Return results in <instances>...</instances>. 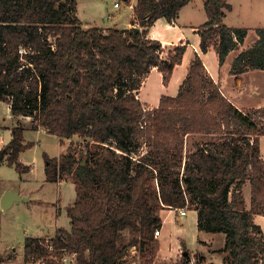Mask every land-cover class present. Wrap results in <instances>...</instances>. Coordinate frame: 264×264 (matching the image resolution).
<instances>
[{
	"label": "trees",
	"instance_id": "trees-1",
	"mask_svg": "<svg viewBox=\"0 0 264 264\" xmlns=\"http://www.w3.org/2000/svg\"><path fill=\"white\" fill-rule=\"evenodd\" d=\"M190 1L136 0L143 29L135 30L84 28L76 0H0V100L13 114L32 117L36 129L62 139L80 136L68 153L45 155L48 182L75 184L76 199L66 207L70 228H58L50 239L27 237L26 264H59L66 253L76 254V264H122L132 247L140 264H154L161 246L155 231L167 207L194 209L199 230L225 234L222 264H264V231L255 221L264 204V127L257 122L264 107L237 108L199 54L176 96L163 95L158 107L147 109L137 95L154 67L167 84L187 48L179 44L164 58L162 42L148 37L147 28L159 18L173 22ZM225 9L228 0H206L200 27L201 50L215 43L221 63L248 33L225 23ZM256 32L253 46L233 62L236 73L264 69V27ZM24 131L13 128L0 149V162L20 173L31 169L20 159L33 145ZM219 133L184 154V134ZM143 145L150 157L138 160ZM192 260L206 264L185 246L174 264Z\"/></svg>",
	"mask_w": 264,
	"mask_h": 264
},
{
	"label": "rangeland",
	"instance_id": "rangeland-1",
	"mask_svg": "<svg viewBox=\"0 0 264 264\" xmlns=\"http://www.w3.org/2000/svg\"><path fill=\"white\" fill-rule=\"evenodd\" d=\"M76 1L78 18L83 22L82 26L86 29L88 28L86 24H111L113 19H109L110 16H116L120 26H124V24L128 22V14L131 10L125 0ZM231 1L236 9L228 14V23H240L250 28L248 39L245 40L246 42L244 43L243 41L239 43L238 47L235 48V53L238 52L240 54L252 47L258 39L256 29L258 27H264V0ZM117 2L120 3V6L115 5ZM137 21L139 23L137 26L143 29L140 25V20L137 19ZM254 78H258V80L262 82V95L259 96V98L264 100V76L258 75ZM156 80L157 79L153 77L150 81ZM248 110L249 109L246 111ZM12 116L10 104L7 101L0 100V122H3L5 125H12ZM22 119L26 123H23ZM19 120L18 124L21 126L27 125L24 126L27 127L24 131L25 141L33 143L31 147L27 148L21 154V161L31 165V171L20 174L13 165H9L8 163L0 165V264H26L24 257L26 238H43L42 236H46V238L50 239L56 234L58 228L68 226L69 217L66 207L76 198L75 184L71 181L64 180L63 182L54 183L46 180L45 155L47 154L50 157L58 158L62 154L68 153L69 147H75L78 144L80 136L76 135L69 139H62L58 135L49 133L43 127L36 129L34 126L36 121L30 116L22 117ZM257 122L264 127V114ZM10 134L11 132L8 128L0 131V140L9 142ZM222 135L223 134L220 133L212 135L184 134V154L186 155L187 151L190 152L191 150H195L203 142L212 138L219 139ZM232 135L236 137L238 133L234 131ZM259 138H264V135H261ZM262 148L264 153V141ZM135 157L138 160L148 159L150 157L149 148L143 145L140 151L135 154ZM184 161L186 160L184 159ZM182 170L183 169H181V171ZM248 184L250 183L248 182ZM249 187L251 189V185ZM7 190H13L19 193L24 200H18L10 207L3 208L1 199ZM245 193L250 205L251 190L249 195L248 187H246ZM28 198L29 200H26ZM250 207L251 206H249L248 209H250ZM164 209L173 208L167 207ZM173 210V215H164L166 216V227L164 229V243L160 248L161 255L167 257V262H163V264H174L175 261L181 257L186 245L189 251L197 252L203 250V246L200 244L198 238L209 239L208 235H213L215 237L210 243L203 242L206 244V248H204V251H206L203 253L208 257L207 262L211 264H222L223 255L219 253L218 249L221 245L223 246L225 244V235L223 232L210 234L208 231L199 230L195 212L187 211V215H181L179 210ZM162 215L161 211V217ZM255 221L261 225L264 231V204L260 207V213L255 214ZM161 226L159 227L161 228ZM129 232L128 229L123 230L124 235H128ZM181 238L184 239L187 244L181 247V251L177 257L175 256L172 258L177 245L183 244ZM168 259H171V261H168ZM122 264H140V257L136 247L131 248L129 254L123 259Z\"/></svg>",
	"mask_w": 264,
	"mask_h": 264
},
{
	"label": "crops",
	"instance_id": "crops-1",
	"mask_svg": "<svg viewBox=\"0 0 264 264\" xmlns=\"http://www.w3.org/2000/svg\"><path fill=\"white\" fill-rule=\"evenodd\" d=\"M205 1L206 0H191L187 5L182 7V9L179 12V15L176 20L173 22L168 21L165 18H159L157 19L152 26H149L148 29V34L147 36L153 39H158L162 42L163 47H164V52H163V57L167 58L169 56L170 50H173L175 46L179 44H185L187 46L182 62L177 64L174 67V70L172 72L171 78L169 82L166 84L164 82V77L162 71H160L157 67H154L150 73L146 76L144 79L141 87L138 90V98L141 100L143 103L144 107L146 108H156L160 104V100L163 94L169 95V96H176L179 92L180 86L186 79L189 69L191 66V63L195 56L199 54L201 58L203 59V62L206 66L207 73L209 76L214 80L215 83L220 85L221 92L240 110L246 111L247 109L251 108H260L264 107V100L259 98V96L262 95V82L258 80V78H254L258 75L264 76V69H250L248 71L242 72V73H236L233 70V62L237 55L239 54L236 52V49H233L230 51V53L226 56L225 60L223 63L220 62L219 60V55L217 52V49L215 48V43L209 48L207 52H203L200 48V41H201V35H200V27L201 25L207 20V14L205 11ZM228 2L231 4V9H225L226 12V17L224 19L225 23L234 28H247L248 33L247 36L244 39V43L246 42L245 40L248 39L249 33H250V28L243 26L242 24H230L228 23V14L233 12L236 8L233 3H231V0H228ZM135 4L136 0H129L127 2V5L129 9L131 10L130 13L128 14V22L124 24V26H120L118 24V18L116 16H110V18L113 19V22L111 24H104V25H94V24H86L88 25L87 27H92V26H97V27H102V28H111V27H117V28H138L137 26L139 23L136 19L135 15ZM120 6V5H119ZM240 15V14H239ZM83 24V22H82ZM259 28V27H258ZM258 37V36H257ZM256 37V38H257ZM218 39V37H217ZM256 40V39H255ZM238 47V46H237ZM156 78V81H150L151 78ZM261 93V94H260ZM11 108V106H10ZM12 120L13 124L12 125H5L3 122H0V131H3L4 129L8 128L9 131L11 132L10 134V140L13 138L12 130L16 126L20 125L18 122L20 121L19 119L22 117H26L24 115H15L12 112ZM23 123H26L22 119ZM27 126V125H24ZM23 126V127H24ZM27 129V127H24V129ZM42 127H39L40 129ZM25 136V135H24ZM25 138V137H24ZM264 138H260V148H261V153L264 158V153H263V144ZM9 142L5 140H0V149L4 147L6 144ZM27 142V141H26ZM22 154V153H21ZM21 154H20V159H21ZM23 162V161H22ZM7 164V161L4 160L0 162L1 164ZM31 166V165H30ZM31 169L27 172H30ZM20 173V172H19ZM26 173V172H24ZM23 174V173H20ZM63 182V181H61ZM70 182V180H69ZM73 183V182H72ZM74 184V183H73ZM251 184H248V182L244 185L243 187V193L246 199V205L249 207L248 203V198L245 193L246 187H248V192L250 195V187ZM76 199V198H75ZM75 199L72 201V203L75 201ZM26 200H29L26 199ZM18 201V200H16ZM14 201V202H16ZM22 201V200H21ZM13 202V203H14ZM12 203V204H13ZM71 203V204H72ZM70 204V205H71ZM173 209H164L162 210V226H161V234L157 237L160 240V245H163V237H164V229L166 227L165 224V219L166 216L165 214L168 215H173ZM193 211L197 215V224H198V213L194 209H188V212ZM164 212V213H163ZM186 213V215L188 214ZM61 213V212H59ZM198 226V225H197ZM64 228H70V219H69V225L64 227ZM210 234L215 233V232H209ZM224 234V233H223ZM225 235V234H224ZM223 235V237H224ZM46 237V236H42ZM209 239L205 238H198L200 244L203 246V250L201 251H191L192 254H198L203 257L204 263L206 264H211L207 262L206 254L203 253L204 248H206V244L203 242L210 243L211 240L214 239L215 236L213 235H208ZM182 239V238H181ZM183 241L184 244H187V242L182 239L181 242ZM223 242V238H222ZM187 246V245H186ZM224 246V245H223ZM221 245L219 250V253L222 254V263L224 260V257L226 255L225 252L221 251L223 248ZM163 247V246H162ZM182 245L178 244L177 247L174 250V256L172 255V258L179 254L181 251ZM188 248V247H187ZM189 249V248H188ZM217 249V248H215ZM201 253V254H200ZM171 256V255H170ZM176 259V258H175ZM168 261H171V259H168ZM163 262H167V257H163L161 255V248L158 252V255L155 259L154 264H163ZM221 264V263H219Z\"/></svg>",
	"mask_w": 264,
	"mask_h": 264
},
{
	"label": "built area",
	"instance_id": "built-area-1",
	"mask_svg": "<svg viewBox=\"0 0 264 264\" xmlns=\"http://www.w3.org/2000/svg\"><path fill=\"white\" fill-rule=\"evenodd\" d=\"M116 6H119L120 3H116ZM180 211L181 215H186L188 209L186 207L178 209ZM161 234L160 227L156 229L155 236L158 237ZM28 264H33V262H29ZM36 264H45L43 260H38ZM59 264H76V254H69L66 253L62 256L61 261ZM191 264H193V260L191 261Z\"/></svg>",
	"mask_w": 264,
	"mask_h": 264
},
{
	"label": "water",
	"instance_id": "water-1",
	"mask_svg": "<svg viewBox=\"0 0 264 264\" xmlns=\"http://www.w3.org/2000/svg\"><path fill=\"white\" fill-rule=\"evenodd\" d=\"M134 29L137 30L138 28L134 27ZM84 163L85 161H83V164ZM16 200H24V198H22V196L19 193L13 190H7L1 199V204L3 208H8Z\"/></svg>",
	"mask_w": 264,
	"mask_h": 264
}]
</instances>
